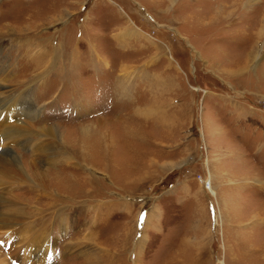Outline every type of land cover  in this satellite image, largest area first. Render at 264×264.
Returning <instances> with one entry per match:
<instances>
[{
	"label": "rangeland",
	"instance_id": "374dc122",
	"mask_svg": "<svg viewBox=\"0 0 264 264\" xmlns=\"http://www.w3.org/2000/svg\"><path fill=\"white\" fill-rule=\"evenodd\" d=\"M233 1L0 0V95L39 109L0 193L50 264H264V0Z\"/></svg>",
	"mask_w": 264,
	"mask_h": 264
},
{
	"label": "bare ground",
	"instance_id": "6f19581e",
	"mask_svg": "<svg viewBox=\"0 0 264 264\" xmlns=\"http://www.w3.org/2000/svg\"><path fill=\"white\" fill-rule=\"evenodd\" d=\"M239 2H240V0H234L231 3V6H234V8H235V6H237V4ZM234 8H232V10L227 9L225 12H222V9L218 8L216 10V13H220L219 15H223L224 18H226L227 16H229L233 12ZM210 10H212V9H210ZM259 16H260V18H259L258 23H257L256 34L262 35L263 34V27H264V9ZM212 17H217V15H214ZM210 20H211V18H210ZM247 55H249V54H247ZM250 56H252V55H250ZM28 92L29 91H26V92H23L20 94H19V92H18V94L17 93L14 94L11 92V94L7 95V96L0 95V117L3 119L2 122L4 123L5 121H7L9 119H11L13 121L12 124H10V123L5 124V126H3L0 130V148L2 149L0 151V171L7 173V174H13V175L17 176L19 179H23V175L25 176V173H23L21 171V169H20L21 166L19 167V165L17 163V158L15 156H14L15 158L8 156L9 154L7 155L6 152L9 150V148H8L9 144H11L15 138L19 139L21 137L23 139V137L26 134L31 132L29 129H27L26 122H24L23 119H20L19 116L20 115L21 116L22 115L32 116V114L36 115L39 112V109L35 113L31 112V110H33V109H30V107L32 108V105L35 104V99H34V96L30 97ZM26 93H27V95H26ZM16 94H17V96H16ZM23 100L27 101L26 105H23ZM14 107L16 109L18 108L20 110L14 111L13 110ZM149 109H150L149 107H146L143 110H141V109H139L137 111L135 110V112L138 114H141L143 116V115H147V113L149 112ZM164 114H165V112H162L161 115H157L156 118L154 119V121L162 124L163 122H160V121L163 120V118L165 116ZM143 117H145V116H143ZM9 122H11V121H9ZM3 123H1V124H3ZM45 131L47 133H51V134L55 135V132H53L52 127L45 128ZM142 134H143V132L141 130H139L138 128L132 129V126L127 127V125L125 124L124 131L122 134V137H124L126 139V144L124 147L125 151H127V152L133 151L134 148L132 147V145H134V141H141V139H144L145 135H142ZM97 135H98L97 136L98 141L97 140L96 141L102 142L101 148H105V150L110 149L109 146L111 145V139L106 138L105 136L103 137V135H100L99 133H97ZM84 138H85V133H84L83 138L81 139V141L83 143H84V141H83ZM104 138H106V139H104ZM53 142H55V141H53ZM82 142H81V144H82ZM81 144H80V146L77 147V150L81 151L83 154L87 153V150L85 148H83L84 147L83 145H82L83 147L81 149H79V147H81ZM44 150H46V149H44ZM57 150H59V149H57ZM62 150H64V149H62ZM103 151H104V149H103ZM43 157L46 158L48 156L43 155ZM43 157L40 155L38 157L37 161H32L31 164H29L30 170L32 171V174H33L31 176H33L35 179L36 178L38 179V183L36 184V186H38L40 184L39 181L42 182V180H43L42 178H45L47 176V173H46L47 171L42 168L43 166L41 167L42 163H44L46 161V159H44ZM55 160L57 161V157ZM52 173H54V172H52ZM26 175L28 176L29 173ZM0 176H2V175L0 174ZM53 176H54V178H57L56 174ZM4 178L7 179L5 176H4ZM6 193L7 192L0 193V239H2V242H3L2 243L3 245H0V264H11V262L8 259V256L6 255L7 253H9V256H11L12 262L14 264H50L51 252H50V247L48 244L50 239L46 236L43 227L39 228L40 230L36 231L33 229L31 231V227L35 228V224H31L30 221L28 220V216L30 214L28 212H24L23 207L20 206V204L17 203L12 198V196L10 197L9 194H6ZM44 224H46V223H44ZM27 226H29V227H27ZM44 242H47V244L44 245L43 248H41L44 250L38 254V252L40 251V246ZM47 250H48V256L45 255ZM46 257H48V259ZM108 261L111 262L112 258Z\"/></svg>",
	"mask_w": 264,
	"mask_h": 264
},
{
	"label": "crops",
	"instance_id": "0c3cea01",
	"mask_svg": "<svg viewBox=\"0 0 264 264\" xmlns=\"http://www.w3.org/2000/svg\"><path fill=\"white\" fill-rule=\"evenodd\" d=\"M173 115L172 114H170V117H172Z\"/></svg>",
	"mask_w": 264,
	"mask_h": 264
}]
</instances>
